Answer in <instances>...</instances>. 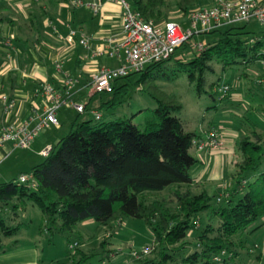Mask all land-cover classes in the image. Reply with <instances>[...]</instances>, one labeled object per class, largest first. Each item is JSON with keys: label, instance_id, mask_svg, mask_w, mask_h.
Returning a JSON list of instances; mask_svg holds the SVG:
<instances>
[{"label": "trees", "instance_id": "trees-1", "mask_svg": "<svg viewBox=\"0 0 264 264\" xmlns=\"http://www.w3.org/2000/svg\"><path fill=\"white\" fill-rule=\"evenodd\" d=\"M192 1L181 0L179 8L184 14ZM132 4L145 21L161 18L162 0H132ZM248 34L245 25L220 27L202 34L211 38L197 55L181 58L172 55L141 73L115 80L111 98L99 108L114 111L128 96L130 86L140 85V91L156 104L154 117L146 118L141 127L125 117L98 125H93L91 120L78 122L76 118L46 158L40 159L29 172L0 184V212L9 208L7 211L16 215V204L24 206L28 202L40 211L47 234L70 233L77 223L87 220L112 230L114 221L119 224L123 218L138 219L151 230L158 252L155 259L132 258L131 264H168L172 254L189 245L188 234L197 231V249L181 262L225 263L221 257L231 256L234 236L258 220L264 223V168L259 172L264 164V146L253 132L254 141L246 136L238 138L236 148L240 161L234 174L236 187L227 194L223 206L211 209L206 192L189 190L193 183L191 168L199 163L190 154L198 136L186 130L177 116L182 110L177 97L163 92L157 81L184 74L198 97L206 94L214 99L218 93L207 90L211 86L206 78L213 73V64L229 70L237 66L246 68L264 57L263 39L253 40ZM177 50L187 52L188 46ZM136 74L140 75L139 79L131 83L130 78ZM86 106L77 115L83 114ZM100 120L101 116L96 121ZM22 175H30L31 180L20 183ZM255 175L254 182H246L245 176ZM170 186H174L172 208L143 199L145 193L161 192ZM241 191L244 193L237 198ZM209 210L218 222L216 226L209 223L200 229L198 215ZM17 229L18 226H7L0 218V234L10 236ZM108 246L102 240L86 252L75 248L67 260L54 264H88L94 258L105 264L112 252ZM215 258L219 261H214Z\"/></svg>", "mask_w": 264, "mask_h": 264}, {"label": "rangeland", "instance_id": "rangeland-1", "mask_svg": "<svg viewBox=\"0 0 264 264\" xmlns=\"http://www.w3.org/2000/svg\"><path fill=\"white\" fill-rule=\"evenodd\" d=\"M133 8L132 0H127ZM181 0H162L160 6L161 18L158 21L150 20L151 22H174L181 26H187V15L195 9L209 8L212 6V0H194L188 5V12L184 14L179 8ZM245 25V31L250 33L248 38L263 39L264 32L262 27L256 23L236 24L234 27ZM227 28V27H224ZM209 35H200L194 37L196 41H208ZM264 50V44H263ZM186 54L184 50H176L174 58H181ZM100 65L113 67L116 62L106 57L99 58ZM140 75L136 74L130 78V82L134 83L139 79ZM207 84L211 86L210 93L217 92V89L222 85L230 87L229 93L223 98V101L216 95L215 98L204 94L197 96L193 85L189 84L184 74H179L168 81H157L158 87L166 94L174 95L181 103L182 110L177 115L186 130L193 131L198 138L206 140L204 129L209 131L238 132L240 136H246L251 141H254L252 132L255 133L261 140L264 146V57L255 64L249 65L246 68L242 66L234 67L233 69H223L219 64H213V73L207 74ZM140 85L137 88L130 86L129 94L124 99V102L117 106L114 111L105 108H99V105L111 98L110 93L96 94L92 97L84 93L77 98V102L86 104L87 108L83 114L77 113L70 109H62L56 115L58 129L50 127L43 130L36 141L51 139L55 141L65 136L70 129L71 123L77 118L78 122L91 120L93 125H98L102 122H108L118 118H127L133 124L141 127L146 118L154 117L156 104L143 92L140 91ZM92 94V93H91ZM230 98V100H228ZM92 111H97L101 116L100 121H96ZM211 125H208L210 124ZM56 129V130H55ZM237 138V141H238ZM236 146L230 148L232 153L236 154L237 163L232 166L227 164L223 172L222 180L216 184L209 185L206 191L210 197L211 209H217L224 205L225 197L229 192H232L236 187L234 174L238 172V162L240 159L237 153ZM224 147L218 149L223 150ZM207 147L202 149L206 150ZM211 150V149H208ZM213 151V150H211ZM217 151V150H215ZM232 153H228L231 156ZM190 154L196 156V151L191 149ZM29 155V156H28ZM29 157V158H26ZM38 159L30 155L24 149L16 150L12 156L0 166V173H6V181L16 179L20 173L29 172L31 166L38 163ZM32 164V165H31ZM264 168V164L260 167L259 172ZM200 166L196 165L191 168L190 174L193 176ZM255 176H245L248 183L254 182ZM224 183V185H223ZM227 187V188H226ZM174 186H170L161 192L145 193L143 199L145 202L158 201L165 204L169 208L174 206L173 197L171 195ZM181 190H184L182 188ZM192 193H196L193 187H189ZM202 191V190H201ZM200 191V192H201ZM244 192L237 193V198L241 197ZM236 198V199H237ZM219 199V201H217ZM16 215L12 212H7L9 208H5L0 212L7 226H18L15 234L4 236L0 234V256L6 257H27V260L34 258L33 264H54L67 260L74 252V249H69L70 245L76 244L81 251H89L98 246L103 240L111 245L114 259L105 260V264H131V252H140L144 248L150 249L148 255L142 259H155L157 257L158 248L154 242V237L151 230L146 227L142 221L134 218H123L121 223L113 222L114 228L106 230L98 227L93 220H87L76 224L74 230L65 234H47L45 231L44 221L40 211L25 202V205H18ZM199 228L204 229L210 223L216 226L217 218L207 211L198 215ZM197 231H191L186 241L189 243L185 250L177 252L171 262L168 264H183L181 259L188 254L194 252L196 248L195 237ZM234 248L231 251V256L221 257L226 260L223 264H264V223L258 220L249 225L243 231H240L233 238ZM110 247L108 246V249ZM110 251V249H109ZM34 253V254H33ZM31 255V256H29ZM113 259V261H112ZM1 261V257H0ZM112 261V262H111ZM100 259H92L88 264H101ZM198 264H202L199 262ZM212 264V263H208ZM218 264H222L221 262Z\"/></svg>", "mask_w": 264, "mask_h": 264}, {"label": "crops", "instance_id": "crops-1", "mask_svg": "<svg viewBox=\"0 0 264 264\" xmlns=\"http://www.w3.org/2000/svg\"><path fill=\"white\" fill-rule=\"evenodd\" d=\"M80 2V5H75L74 0H0V96L5 95L14 101L10 113L4 112L0 101V130L7 124L18 127L29 116L32 106L38 102L34 94L38 84L50 83L57 86L66 77L78 79L73 96L77 102V98L84 93L92 95L89 83L94 73L103 68L119 66L120 62L116 59L97 57L95 54L99 49L107 48V40H120L122 9L116 4L104 2L99 13L94 15L88 7L93 0ZM69 31L75 32L71 44L65 41ZM103 57L114 60L116 65H100L98 59ZM208 125L212 126L211 122ZM209 129H204V133L209 132ZM219 134L223 150L197 151L193 147L196 151L194 157L200 166L191 176L193 183L190 187L196 193L201 190L206 192L203 189L222 180L227 164L234 168L237 163L236 154L230 148L236 146L238 132L226 131ZM37 138L26 151L40 161L38 152L46 146H54L59 139L49 142L51 139L36 141ZM197 140L201 142L204 138ZM3 146L4 148L0 146V166L16 150H20L13 148L11 142ZM228 153L232 155L228 156ZM6 176V173H0V184L6 181ZM109 247L113 251L111 245ZM114 254L113 252L109 259H114ZM0 257V264L34 263L32 256L30 260L27 257Z\"/></svg>", "mask_w": 264, "mask_h": 264}, {"label": "built area", "instance_id": "built-area-1", "mask_svg": "<svg viewBox=\"0 0 264 264\" xmlns=\"http://www.w3.org/2000/svg\"><path fill=\"white\" fill-rule=\"evenodd\" d=\"M104 2L118 5L122 9L121 37L107 40V48L99 49L95 56H108L119 61L116 68H103L94 73L89 83L90 94L111 93L113 82L133 73H141L148 66L169 59L178 48L188 46L186 56L197 55L206 48V42L196 41L204 33L223 26L235 24L258 23L264 32V0H212L209 8L195 9L188 13L186 25L181 26L174 22L145 21L127 2V0H93L88 6L94 15H97ZM75 5H80V0H74ZM75 32L69 31L65 41L71 44ZM253 42L252 40L250 41ZM9 41H7V44ZM83 43V42H82ZM264 52V51H263ZM59 68V67H57ZM78 79L66 77L62 84L54 86L50 83H40L34 94L37 103L32 106L29 116L16 127L7 124L0 130V146L12 143L16 149H30L36 137L45 129L58 127L56 115L61 109H73L82 113L84 105L74 101V90ZM230 87L222 85L217 89L219 99L229 93ZM5 113H10L14 101L5 95L0 96ZM95 120L100 119L99 113L92 112ZM205 141H194L193 147L197 151L204 148L218 150L222 147V138L216 131L206 133ZM51 151L46 146L38 152L43 159ZM30 175L19 177L20 183H28ZM77 245L69 246V249ZM150 249L144 248L140 252H131L133 259L146 257ZM214 261H219L215 258Z\"/></svg>", "mask_w": 264, "mask_h": 264}]
</instances>
